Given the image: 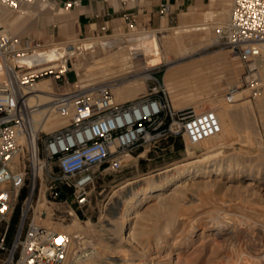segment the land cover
<instances>
[{"label":"built area","instance_id":"1","mask_svg":"<svg viewBox=\"0 0 264 264\" xmlns=\"http://www.w3.org/2000/svg\"><path fill=\"white\" fill-rule=\"evenodd\" d=\"M45 1L50 0H0V15L3 10L15 11ZM52 1L65 9L82 3ZM159 13L168 16L169 5L162 4ZM127 26L134 24L128 21ZM214 30L216 43L244 64L240 83L226 86L224 100H236L242 87L249 90L250 98H256L261 92L256 72H264V0H230L226 21ZM43 43L31 35L4 31L0 23L1 248L11 217L20 209L2 264H73L81 253L73 248V240L79 244L83 239L81 234L55 231L33 218L28 220L43 183L48 202L68 207L74 203L81 208L92 200L96 177L124 168L139 147L177 135L198 143L221 131L211 108H174L163 77L152 74L144 92L122 101L115 98L112 87L124 77L107 78L92 88L66 89L75 81L67 78L71 57L61 56L57 66L47 64L41 56H34ZM66 46L74 47L71 43ZM41 78H50L55 85L44 99L34 87ZM56 115L66 117L67 122L45 130L44 124ZM64 212L72 216L71 210Z\"/></svg>","mask_w":264,"mask_h":264},{"label":"rangeland","instance_id":"2","mask_svg":"<svg viewBox=\"0 0 264 264\" xmlns=\"http://www.w3.org/2000/svg\"><path fill=\"white\" fill-rule=\"evenodd\" d=\"M50 1L51 3L42 10H40V4L42 2L32 4L35 8L31 9H34L36 15L34 18H24V23L21 26H4L2 24L3 28L5 29L6 27V29L11 33L34 36L35 38L41 40V42L61 38L59 35L61 26L55 20V14L58 9H62V6L58 2H54L52 0ZM229 3L230 0H227V9H229ZM50 7H52V9H49ZM19 9L15 11H4V13L11 15L13 18L17 15ZM71 10L72 9L63 8L62 11L64 13H69ZM166 18L167 19H165L163 26H174L177 24L169 17L166 16ZM211 18L222 20L226 19V17L220 14ZM131 27L134 29H143V26H139L137 24H134V27H123L120 24L118 25V28L113 30V32H116L119 29L131 32ZM146 29L151 28L146 27ZM68 31L69 33L65 34V36L67 35L70 38L72 37V33L78 30L75 29V25L72 24ZM103 33L105 34L106 31H103ZM172 33L173 30H162L156 32V39L150 42L151 45L149 48L151 49V52H154V54L158 56V63L144 67L143 57L137 53L136 59L134 60V69L131 72H127L124 75L116 77H124L123 81H125L138 75H146L143 79V85L140 86L141 93L145 91V86L149 82L147 79L149 74L155 75L157 78H162L164 77L166 70L172 66H180L184 69L183 71L187 73L186 76L179 77L178 80H181L184 77H192L190 80L198 79L197 81L199 83V81H202V78L205 77L206 86L204 87L207 88V94L205 95V98H202L199 101L198 99L194 100V103L197 102L196 104H202V109H213L216 112V115L218 114L221 116L226 130L221 137L218 135L216 137V135H214L199 143L201 146L209 145L215 141L214 137H216L218 141H227L229 146L226 147V149L224 148L226 152L219 156L224 169L222 170V173L220 171L219 174H216L215 171L210 172V170L205 168V171L200 172L198 176L185 180V185H188L187 187L185 186L186 189L184 188L186 198L183 197L184 199L181 201L182 203L174 209L175 211L173 216H170L167 212H162L159 216H155L156 214H153L154 212L151 211L152 207L155 208L163 206V204L168 200V196H166L167 198L163 197V200L162 198L159 199L160 201L157 199H151L149 196H145L140 199L137 207L140 210L141 216L139 215L136 217L135 222L136 225L139 223L137 227L145 226V233L141 236L135 237V241L137 242L133 246H131L132 244L130 242H122L123 244L125 243L124 247L127 249L131 248L129 251V257L135 262L145 261L148 263L150 261V257L157 254L158 257L154 260H156L158 264H244L243 262L246 260V255L254 256L256 255L257 250L262 251L260 253L261 257L264 255V243H262L264 242V72H256L257 81L261 83V92L256 98H250L248 96L249 90L242 87L241 89L243 90L236 96V100L226 102L223 98L225 88L228 85L240 83V77H242L244 73L243 61L238 57H234L230 50L225 49L216 43L215 40L217 38V34L213 28L211 30L204 29L200 31H193L192 33H180L178 34L181 36L179 40H182L181 38H183V41L178 40L172 45H168L166 38L171 35H177L176 33ZM49 34H52L54 38L46 39ZM163 36L166 38L164 39ZM129 38L132 37L119 36L117 38H113V42H111V44L113 47L130 45L126 48L129 49V47H132L134 51H138V46L134 45L137 41L134 42V40H129ZM212 38L214 39L212 43L195 50L200 42L203 43ZM176 42L179 44L176 45ZM71 44H73L74 47L69 49H75L77 47L74 43ZM185 48H188L190 53L180 56V53ZM168 50L170 53L167 52ZM77 51L79 52L80 49H77ZM100 51V46L96 45L95 52L100 53ZM166 54L172 55L174 58L172 60L165 61L164 56ZM85 56H87V60L91 57L90 53H86ZM76 60V58L72 57L71 68L73 66V61L75 62ZM200 67L204 68L203 72L206 71V73L198 74V72L200 73L202 71L199 69ZM96 75H98V73ZM112 77L110 75H106L101 78H95L90 82H93L92 85L95 86L99 82ZM67 78L69 80H78L75 77L73 68L67 72ZM183 82V80L177 82V92L185 90V86L181 84ZM204 87L202 84H198L196 91L202 93ZM71 88L84 89L87 88V86L83 87L81 84L74 82L72 83ZM196 97L199 98L202 97V95L199 94ZM188 98V96H182L176 101L186 100ZM181 104L179 103L178 107L192 106L195 110H201L194 104ZM187 144L188 143H186V139L184 137L177 135L159 140L153 145H144L139 147L135 150L133 155L134 157L129 158L130 161L124 168L116 172L105 171L96 177L94 187L92 188V200L90 204L81 208L77 207L74 203L71 204V207H68L66 203L47 202V206L51 212L49 218L53 225H58L60 223V225H66L72 221L74 215L72 214V216H67L64 212L66 209L73 211L81 220L80 225L82 230L80 229V234L86 236L81 239L79 244L78 242L74 244L75 250L77 251L80 249L81 253L74 258L73 264H76L79 259H84L85 264H93V261H95L98 257L120 259V256H118L120 253L117 252V250L111 245L112 242L119 239V235H113V233L111 234L115 240L112 239L109 241L110 246L109 242L104 241L105 239L103 237H105L106 231L104 232V230L100 229L102 227L100 225L102 223L100 222L101 216L105 217L109 207L118 199L123 191L129 189L131 185L144 181L145 178L143 177L171 167L177 163H184L200 157L199 154L189 156L185 151V146ZM142 151L145 152V155L143 154L141 156L140 153ZM226 163L231 165L229 170L227 169L228 166H226ZM211 167L212 166L209 168ZM250 170L256 172L257 177L249 180L248 172ZM127 180H135V182L123 189H118L113 195V198H110L113 190L117 189L122 181ZM247 182H250V184L246 185ZM68 201L71 203V197L68 198ZM161 201H163V203H161ZM183 202L185 203L183 204ZM130 209H133V206ZM210 210L213 211L212 214H227L228 217L230 216L231 219L233 218V222L238 220V218L241 219L242 217H246L248 220H254L256 226L252 227L253 229L250 226H247L246 228L248 230L243 228L241 234L238 235L239 237H236V244L233 246L231 251L230 248L228 250L223 246L217 247L216 244L213 243L215 242L213 241L214 238L218 237V240L221 242L224 241V238H227L226 232L228 230L224 229L215 231L210 227V222L208 221L210 215H212L210 213L212 211ZM43 212H46L47 215L46 210ZM33 215L34 212L31 210L28 214V220L31 218L34 219ZM160 215L162 217H160ZM41 216L45 217L44 215ZM62 218H64V220H62ZM87 218L90 219L92 224H84L83 220ZM19 219L20 209L18 208V211L15 214V221L12 226L9 225L4 236L3 248L0 247V264H2V260L11 246ZM174 219L176 221H174ZM34 220L36 221V219ZM134 220L135 219H133V221ZM168 220H172V222L168 226L167 231L160 234L159 243L163 241L164 244L165 241L169 242L166 243V247L164 246L165 248L163 246L159 247L161 244L158 243L155 245V243H152L154 242L152 239H154L155 233L160 232L158 228L164 226ZM105 222H107V220H103V223ZM83 229H85V231ZM99 229L101 231H99ZM52 230H54L53 227ZM2 232L3 230L0 229V236ZM85 232H88V235L91 234V237H87ZM102 233L105 235L103 234L100 239ZM184 239L187 240V243L185 244L182 243ZM98 243H100V245ZM240 243H242V245ZM138 245H140V248H138ZM141 247H143L144 251H142L143 249H141ZM234 249L236 251H233ZM261 259L262 264H264V257Z\"/></svg>","mask_w":264,"mask_h":264},{"label":"bare ground","instance_id":"3","mask_svg":"<svg viewBox=\"0 0 264 264\" xmlns=\"http://www.w3.org/2000/svg\"><path fill=\"white\" fill-rule=\"evenodd\" d=\"M50 3H51L50 1L42 2L40 4V7L44 8ZM62 9H63V7H62ZM4 11H10V10H3L1 15L4 13ZM226 19L222 20V19L211 18L209 20L206 19V21H202V23L199 21L200 23H189V24L186 23V24H179V25H174V26L165 25V26H162L160 28H154V29H146V28L134 29L131 27V32L130 31L129 32L128 31H126V32H123V31L118 32L117 31V32L113 33L112 35H103V36L92 35V36L84 38V39H80L79 37H70V38L67 37V38H58V39L55 38V40H48V41L45 40L41 48L35 49L34 56L37 58L41 56L43 58V60L45 62H47V64H51L53 66H57V63H58L57 60L61 56H68V57H71V59H72V57L76 58L77 60L75 62L73 61L72 68L76 70V72L78 74V77H77L78 80L74 81V82L81 84V86H83V87L87 86L89 88H92V87H94L92 85L93 82H90V81L94 80L95 78H99V77L101 78V77L106 76V75H110L111 77L112 76L116 77V76L124 75L127 72H131L134 69V64H135L134 60L136 59L137 53L142 55L144 67L145 66L146 67L151 66V65L158 63L159 62L158 56L156 54H154V52H151V49L149 48V46L151 45L150 42H152L153 40L156 39L155 38L156 32H159L162 30H173L172 34L176 33L177 35H173V36L167 35L168 37L167 38L165 37L167 44L172 45L173 43H175V41L179 40V38L181 36H179L178 34H180V33H183V32L184 33L185 32L192 33L193 31H200V30H204V29H210L211 30L212 28L214 29L215 25L223 24L226 21ZM4 31L9 32L6 28L4 29ZM119 36H125V37L131 36L132 38H129V40H134V42L137 41L136 43H134V45L138 46L137 47L138 51H134L132 47H129V49H127L126 47L130 46V45H126V46L121 45V46H114L113 47V45L111 44V42H113L112 41L113 38H117ZM163 38H164V36H163ZM181 39L182 40H179V41H183V38H181ZM209 40L206 42H203V43L198 41L200 43L198 44V46L196 47L195 50L200 49L203 46L208 45L214 41L213 38L209 39ZM216 40H217V38H216ZM68 43H74L77 47L75 49H68L66 46ZM178 44L176 42V45H178ZM96 45L100 46V48H101L100 53L95 52V46ZM180 45L183 46L182 44H180ZM77 49H80V51L78 52ZM169 49H170V47H169ZM185 49H187V50H185ZM185 49L184 50L182 49L183 51L180 53V56H184V55L190 53V50H188V48H185ZM225 49H228V48L225 47ZM167 52L170 53L169 50ZM86 53H88V54L90 53V55H91V57L88 58V60L86 58L87 56H85ZM173 58L174 57L172 55L166 54L164 56L165 61L172 60ZM199 69L202 71L200 73L197 71L198 74L206 73V71L203 72L204 68L200 67ZM183 70L184 69L180 66H172V67H169L164 74V77H163L164 83H165V86L167 88L168 94H170L171 104L174 108H176V107L180 108V107H178L179 103L180 104L182 103L185 105L194 104L197 107H199L200 109H202L203 105L202 104H196L197 102L194 103V100L198 99V101H199L200 99L205 98V95L207 94V88L204 87V86H206V79H205V77H203L202 81H199V83H198V81H197L198 79H191L190 80V78H192V77H190V78L184 77L181 79L184 81L181 84H183L185 86L184 87L185 90L177 92V90H176L177 85H178L177 82L181 81V80H178L179 77H183V76L187 75V73H185ZM97 73H98V75H96ZM145 77H146V75H138L136 77H133L131 79H127L121 83L114 85L112 87V90H113L115 98L118 101H122V100L130 99V98H134V97L138 96L141 93L140 86L143 85V79ZM74 82H70L67 85L68 88H71L72 83H74ZM198 84H202V86L204 87L202 93L196 91ZM34 87L36 88V90H40L41 97L43 99L47 97V95L50 91L55 89V85L50 78H41V79L37 80L34 83ZM199 94H201L202 97L197 98L196 96ZM182 96H185V97L188 96L189 98L186 100L184 99L181 101H176L178 98H181ZM217 117H218L220 124H221V131L218 134H216V137H217V135L219 137H221L224 134V131L226 129L224 127L223 120H222L221 116L217 114ZM66 122H67L66 117H61V116L56 115V116L51 117L44 124L43 128L45 130H52L54 128H57V127L64 125ZM216 137H214L215 141L213 143L206 145V146H201V144L199 142L198 143H190V142L186 141V143L190 144V145L187 144L185 146V151L188 153V155L194 156V154H199L200 157H198L194 160H191V161L184 162V163H177L171 167H168V168L160 170L156 173H152L150 175H147V176L143 177V178H145L144 181H142L141 183L135 184V185H131L129 189H127L126 191H123L120 194L118 199L116 201H114V203L107 210L105 217L101 216V219L99 218L100 222H102L100 224L102 226L100 229L104 230V232L106 231V233H105L106 235L104 233H102L100 236V239L102 238V236L104 234L105 235V237H103L105 239L104 241L109 242L110 240L113 239L114 234L119 235L118 236L119 239L118 240L113 239L115 241L112 242L111 245L113 246V248H115L117 250V252L120 253V255H118V256H120V259L119 258L118 259H115V258L110 259V257H108V258L98 257L95 261H93V264H158L157 261L154 260L155 258L157 259V257H158L157 254L152 255L150 257V261L148 263H146L145 261H138V262L132 261L131 260L132 258L129 257V251L131 250V248L127 249L126 247H124L125 243L123 244V242L126 241V242H130L132 244L131 246H133L137 242V241H135V237L141 236L145 233V228H144L145 226L144 227L143 226L137 227V225L139 223L136 225V222H135L136 217H138L140 215V210L137 207V205L139 204V200L144 198L145 196H149L151 199H157V200L162 198V200H163V197L168 196V198L166 197L168 200L163 204V206H159V207H155V208L152 207L151 211L154 212L153 214H156L155 216H157V215L159 216V214H161L162 212H167L168 214H170V216H173L174 211H175L174 209L182 203L181 201L184 199L183 197H185V191H184V188L186 186L185 180L191 179L194 176H198L200 172L205 171V168L210 170V172L215 171L216 174H219L220 171L222 173L224 166H223L222 162H220L221 158H219V156L222 155L224 152H226L225 149L229 145H228L227 141H218V139ZM144 153L145 152L142 151L140 153V155L142 156ZM226 164H227L226 166H228L227 169L229 170L231 168V165L229 163H226ZM210 166H212V167L209 168ZM248 176H249L248 179L250 180L252 178L257 177V174L253 170H250L248 172ZM133 182H135V180L122 181L120 183L119 187L117 189L113 190L110 198H113V195L115 194V192H117L118 189L119 190L123 189L126 186H129L130 184H132ZM247 184H250V182H247L246 185ZM44 188H45V186L43 183L41 185V188H40L39 196L33 205V212H34L33 216H34V219H36V222H38L42 225H45L51 229L53 227L55 231L71 232V233L80 234L81 233V231H80L81 220L78 216L75 215V213L73 211H71V213L74 215V217L72 218V221L70 223H68L66 225H60L61 223L58 225H53L51 223V220L49 218V215L51 214V212L49 210V207L47 206L48 201L44 197V193H43ZM186 201H187V199H186ZM161 203H163V201H161ZM184 203L185 202H183V204ZM132 206H133V209H130ZM184 209H185V207H184ZM229 209H231V208H229ZM44 210L47 211V215L45 217L40 215L41 212H43ZM212 210H210V211H212ZM179 212H180V209H179ZM210 213L212 214L213 211ZM165 215H166V213H165ZM160 217H162V216L160 215ZM196 217H198V216H196ZM155 218H157V217H155ZM203 218H205V217H203ZM133 219H135V220L133 221ZM205 219H207V218H205ZM232 219L230 218V216L228 217L227 214L222 215L219 213V214L210 215L209 220H208L210 222V224H209L210 227L212 229H214L215 231L216 230H224V229L228 230L226 232L227 238L226 239L224 238V241L221 242L220 240L217 239L218 237L214 238V240L213 239L212 240L215 241L213 243H215L217 247L223 246V247L227 248L228 250L230 248V251L232 250L233 246L236 244L235 243L236 237L239 234H241L243 228L248 230L246 228L247 226H250L251 228L256 226L254 220H248L246 217H242L241 219L238 218V220H236L234 222L232 221ZM103 220H107V222L103 223ZM174 221H176V220L174 219ZM83 222L85 225L92 224V222L90 221L89 218L84 219ZM171 222H172V220L171 221L168 220V222L166 224H164V226L158 228V230L160 231L159 233L158 232L155 233V231H154L155 237L152 236V237H154V239H152L154 242H152V243H155V245L159 243V236H161L160 234H162L163 232L165 233L167 231L168 226L170 225ZM153 224H155V223H153ZM100 229H99V231H101ZM202 229H203V226H202ZM83 230L85 231V229H83ZM94 230H95V228H94ZM84 231H82V232H84ZM94 232H96V231H94ZM112 233H113V235H111ZM247 233H245V234H247ZM146 235H148V234H146ZM84 236H86V235H83L81 237L84 238ZM95 236H97V235H95ZM87 237L90 238L91 234L90 235L87 234ZM240 237H241V235H240ZM89 238H87V239H89ZM89 240H87V241H89ZM84 241H86V240H84ZM99 241H101V240H99ZM163 242L159 243V244H161L159 247H162V246L166 247V243H168L169 241L168 242L165 241V244ZM75 243H76V240H73V244H75ZM100 243H98V244L100 245ZM182 243L183 244L187 243V240L184 239V241ZM242 243H240V244L242 245ZM262 243H264V242H262ZM238 244H239V242H238ZM74 246L75 245H73V248H75ZM109 246H110V242H109ZM138 246H139L138 248H140V245H138ZM144 246H146V245H144ZM148 246H150V245H148ZM152 246H153V244H152ZM143 247H141V249H143ZM238 247H239V245H238ZM247 248H249V247H247ZM248 250H250V249H248ZM142 251H144V249ZM215 251H216V249H215ZM233 251H236V250L234 249ZM257 251H256V255H254V256L246 255V260L243 263L244 264H262L261 258L264 257V255H262V257H261L260 253L262 251H258V252ZM111 256H116V255H111ZM159 257H160V255H159ZM76 264H85L84 259H79Z\"/></svg>","mask_w":264,"mask_h":264},{"label":"crops","instance_id":"4","mask_svg":"<svg viewBox=\"0 0 264 264\" xmlns=\"http://www.w3.org/2000/svg\"><path fill=\"white\" fill-rule=\"evenodd\" d=\"M162 4L169 5L167 17L177 23L175 25L202 23L206 19L216 17L217 14L227 18L229 11L227 0H82L81 5L72 8L69 13L58 9L55 20L61 26L59 32L61 38L68 37L65 34L69 33L68 29L72 24L78 30L72 33V37L79 38H87L95 35V32L104 30L106 33H115L113 30L118 28V25L127 26L128 21L154 29L162 27L167 19L166 16H161L159 13ZM31 8H35V6L21 7L13 18L4 13L0 16V23L4 26H21L24 23V18L35 17L36 12ZM44 8L40 7V10ZM119 30L117 31L119 32ZM120 31L126 32L125 30ZM48 38H54V36L49 34L46 39Z\"/></svg>","mask_w":264,"mask_h":264},{"label":"trees","instance_id":"5","mask_svg":"<svg viewBox=\"0 0 264 264\" xmlns=\"http://www.w3.org/2000/svg\"><path fill=\"white\" fill-rule=\"evenodd\" d=\"M17 211H18V208L15 209V211H14L12 217H11V220H10V225H11V226H12V224H13L14 221H15V214L17 213Z\"/></svg>","mask_w":264,"mask_h":264}]
</instances>
